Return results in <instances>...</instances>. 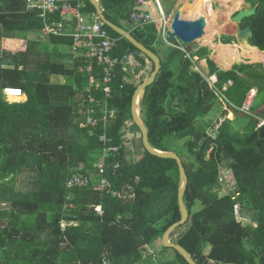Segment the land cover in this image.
Instances as JSON below:
<instances>
[{
	"label": "trees",
	"instance_id": "obj_1",
	"mask_svg": "<svg viewBox=\"0 0 264 264\" xmlns=\"http://www.w3.org/2000/svg\"><path fill=\"white\" fill-rule=\"evenodd\" d=\"M137 1L101 0V5L110 22L159 57L160 47L168 48L141 108L156 149L174 152L165 143L187 140L189 160L179 157L189 178L185 204L190 216L172 235L174 243L197 264H264V125L258 126L264 121V65L238 63L225 71L210 58L208 47L195 51L170 33L169 42L185 51L167 45L159 33L163 23L155 0L146 1L156 20L134 30L131 15ZM70 2L87 24L98 17L90 0ZM246 2L257 13L241 28L251 27L250 46L264 52V0ZM100 23L119 40L114 57L135 53L154 72L148 57ZM76 24L72 15L53 10L42 18L28 0H0V264H189L163 245L162 253L148 254L181 221L180 172L175 160L153 156L143 147L132 119L138 86L130 82L131 70L119 68L111 84L109 102L118 114L107 136L121 147L119 152L105 153L103 127L92 129L93 136L81 128L90 96L103 101L106 94L103 85L91 86L92 80L104 84L103 70L98 60L87 57L90 43H76L71 36ZM47 27L58 34H45ZM216 43L232 45L237 39L222 36ZM196 58L207 60L216 83L195 70ZM8 88L21 89L26 100L9 101ZM253 91L251 115L239 116ZM220 100L227 105L226 118L212 137L208 131L218 122L209 116ZM129 123L139 135L137 150L134 139L123 137ZM101 163L106 172L99 176ZM221 168L236 183L230 195L221 194ZM75 177H88L90 184L69 188ZM102 177L120 196L97 188Z\"/></svg>",
	"mask_w": 264,
	"mask_h": 264
},
{
	"label": "built area",
	"instance_id": "obj_2",
	"mask_svg": "<svg viewBox=\"0 0 264 264\" xmlns=\"http://www.w3.org/2000/svg\"><path fill=\"white\" fill-rule=\"evenodd\" d=\"M29 3H31L32 7L34 9H38L41 11V17L44 18L45 12L48 10H53L55 12H59L62 15H72L74 17V20L77 21V26L74 29V31L70 32L71 36L75 39L76 43H83V42H89L90 48L87 53V57L91 58L93 60H98V65L103 70L104 75V84H100L96 80L91 81V86L100 87L103 85L104 92L106 94V98L103 101L97 100L95 97L90 96L89 98V108L87 110V119L85 122L82 123L81 128L89 129L90 135H94V131L92 129L104 128V133L100 136V142L104 143L106 146L105 153H117L121 149V147H117L113 145V140L108 138L107 131L108 126L112 121L116 118L118 114V110L116 108H112L109 100L112 98V83L113 80L117 76V72L119 68H124L131 70V74L134 78H141L142 75H144L141 71L146 69L151 63L147 61V66L143 67L142 64L139 61V58H143V56H138L135 53H129L122 57H114L112 55V52L114 49L117 48L119 40L116 38H113L108 30H106L103 25L100 23L99 17L95 18L94 21L90 24H87L83 17L80 14V11L78 8L74 7L70 0H28ZM147 1L146 0H138L137 1V10H135L134 13L131 15V19L133 21V29H144L147 25L154 22L156 19L154 18L153 14L149 11L147 7ZM159 9H161L160 4H158ZM163 25L160 29V36L164 42H166L169 46L179 48L183 51L185 49L181 46H176L174 44L169 43V34L172 32L171 25L173 22V18L165 17L163 16L161 20ZM54 32L55 34H58L57 31H54L50 27H47L45 30V34H50ZM75 50V49H74ZM140 69L139 73H136V70ZM92 68H89V72H91ZM138 74V75H137ZM133 78V79H134ZM135 80V79H134ZM130 82L134 83L133 80H130ZM213 84L216 83V81L212 82ZM135 84V83H134ZM232 83L230 82V85ZM6 96L8 97V100L10 101L13 99L14 102H22L26 100V96H24L21 89L18 88H8L4 91ZM256 93L253 91L248 96V99L244 102L243 107L241 108V112L251 115V107L254 100ZM25 99V100H24ZM222 122L218 123V125L213 129H210L209 135L212 137H216L218 133V127L220 126ZM264 125V121H261L258 125L259 127H262ZM124 140L134 138L135 132L131 129V123L127 124L122 129ZM139 152H141L139 150ZM139 158V157H138ZM131 160L136 162L137 158L135 157V154H131ZM116 168H119V165H116ZM99 170V176H102L105 174L106 169L104 168V164L101 163L97 167ZM98 176V177H99ZM219 184H221L223 187L225 184H228V187L233 185L235 182L234 179L230 176V173L227 169L221 168L219 170ZM109 180L102 177L99 182H97V188L100 191H108L110 193H113L115 197L120 196L118 192H115L112 190L113 186ZM90 184V179L88 177L81 178V177H75L73 178L69 183L68 187L72 188L76 185H84L87 186ZM98 213L100 215H103V211L101 208H99Z\"/></svg>",
	"mask_w": 264,
	"mask_h": 264
},
{
	"label": "water",
	"instance_id": "obj_3",
	"mask_svg": "<svg viewBox=\"0 0 264 264\" xmlns=\"http://www.w3.org/2000/svg\"><path fill=\"white\" fill-rule=\"evenodd\" d=\"M92 5L96 8L97 15L100 20L121 37L128 40L134 47H136L144 56L148 57L153 65L154 72L150 77L145 80L141 85L138 86L136 90L133 102H132V119L133 123L139 128L142 136V143L144 149L151 155L162 158V159H171L175 160L178 163L179 172H180V182H179V193H178V203L181 212V221L171 226L166 233L163 235L162 243L164 248L176 250L182 257L186 259L189 264H197L193 259L192 255L182 246L172 242V235L182 226H184L189 220V211L185 204V195L187 192L189 178L183 164L182 159L175 152H166L156 149L150 142L149 129L142 116V103L146 96L147 88L153 85L162 70V60L155 54L153 51L149 50L142 43L137 41L131 32L126 31L125 29L116 26L110 22L104 13V10L101 5V0H90ZM257 7L250 8L248 10H242L238 12L235 16L232 17V22L236 25L237 31L236 35L232 36L237 39V41L246 46H250V41L253 38V31L251 27L245 29L241 28V24L244 20L249 19L256 15ZM208 26V21L206 16H199L196 20H186L183 18L182 12L178 11L171 25L170 36L172 38L178 39L181 43L185 45H191L200 41L206 35V29ZM231 37V36H230ZM253 48V47H252ZM232 112L235 109H231ZM239 116L246 117V114L242 112L238 113ZM233 264V263H228Z\"/></svg>",
	"mask_w": 264,
	"mask_h": 264
},
{
	"label": "rangeland",
	"instance_id": "obj_4",
	"mask_svg": "<svg viewBox=\"0 0 264 264\" xmlns=\"http://www.w3.org/2000/svg\"><path fill=\"white\" fill-rule=\"evenodd\" d=\"M247 0H230L231 2V7H225L222 3L221 0H212V8L213 10L216 12V23H209L208 22V26L206 29V35L198 42L191 44V46L193 45L195 48L194 50L199 49L201 46H207L210 45L212 46V42L215 43V45L213 46L214 50H217V48H220V44H217L216 41L218 39H220L222 36H234L236 35V31H237V27L236 25L231 21L232 17L235 16L238 12L242 11V10H248L250 9V5L246 2ZM177 2V0H163L162 1V5L164 7V9L167 11V13H170L173 9H174V5ZM197 0H181V4L179 6L178 11L182 12L183 18L186 20H196L199 18V16H195L194 14H192L191 9H194L193 7L195 6ZM188 3V4H187ZM175 16V15H173ZM90 19H88L89 21ZM129 27H127L128 29ZM130 29V28H129ZM166 43V42H165ZM171 43V42H169ZM167 44V43H166ZM172 44V43H171ZM168 45V44H167ZM170 45V44H169ZM237 45L240 47H245L246 45H240L237 41ZM234 46V45H233ZM172 47V46H171ZM230 48V47H229ZM231 49V48H230ZM157 52L159 51L158 49L156 50ZM160 52V51H159ZM264 55V52L262 53ZM240 59L244 60L247 64H264V61H259V62H255L253 60H251L250 58L247 57H243L241 56ZM242 63L238 60H236V62ZM195 64V70L198 72H201L203 74L202 68H201V63L196 61ZM203 64V62H202ZM238 64V63H237ZM179 65V64H178ZM150 66H152V64H150ZM140 71V69H138ZM147 69L144 70V72ZM140 74V73H138ZM137 74V75H138ZM152 74V73H151ZM150 74L143 76L141 78H134L133 81L134 83L139 86L140 84H142L145 80L148 79ZM210 82H212V79H209ZM53 82L55 83H65V80L63 78H53ZM213 84V83H212ZM25 100V99H24ZM12 101V100H11ZM23 102V100H22ZM226 107L227 105L224 103V101L220 100V102L217 104V106H215L213 112L211 113V115L209 117L212 118L213 121H216L218 123L223 122L225 120L226 117H219V110L220 108ZM219 120V121H218ZM234 127H238L237 124H235ZM135 129V128H134ZM210 131V130H209ZM208 131V132H209ZM138 132L135 129V134H134V140L132 143L133 149H136V144L138 143ZM169 140H173V139H169ZM186 143L187 140H174L172 141V143H165V146H167L170 150H173L176 154H178L183 161L187 162L189 160V153L186 150ZM234 184L228 187V184H225L223 189H222V196H226V195H230L231 193L235 192V186L236 183L233 182ZM239 210V208H237ZM240 214V212L238 213ZM244 224L245 225H253L250 221L248 220H244ZM176 236L172 237V242L176 241ZM162 240H156L150 247L149 249V253L148 254H160L163 251L162 248Z\"/></svg>",
	"mask_w": 264,
	"mask_h": 264
},
{
	"label": "crops",
	"instance_id": "obj_5",
	"mask_svg": "<svg viewBox=\"0 0 264 264\" xmlns=\"http://www.w3.org/2000/svg\"><path fill=\"white\" fill-rule=\"evenodd\" d=\"M162 1L163 0H155V2H156V5H157V7H158V4H160V7H161V9H159V7H158V9L160 10V12H161V17H163V16H165V17H170V18H174V16L173 15H175L176 13H177V10L179 9V6H180V4H181V0H177V2L175 3V5H174V9L170 12V13H167V11L164 9V7H163V5H162ZM229 1V5L231 4V2H230V0H228ZM231 6V5H230ZM147 7H148V9H149V11L153 14V11L149 8V6L147 5ZM250 8H251V6H250ZM169 14V15H168ZM202 15H205L206 16V14L205 13H203ZM202 15H200V16H202ZM153 16H154V14H153ZM155 17V16H154ZM207 17V16H206ZM69 19H71V17H68ZM239 43V42H238ZM215 45V43H213L212 42V46H210V45H207L206 47H208L210 50H211V56H210V58L215 62V64L217 65V67L218 68H220L221 70H225V71H228V70H231L232 68H233V66L235 65V64H237V63H239L238 61L236 62V61H234V62H230L229 63V61L228 60H225V57H227V56H221V53H222V51H223V49L225 48V47H230L231 48V50H236V52L238 53V55H240L241 53H243V47H240V46H238L237 45V43H233L232 45H221V43H217V44H220L221 46H220V48H217V50H214L213 49V46ZM240 44V43H239ZM234 45V46H233ZM240 45H242V44H240ZM201 47H205V46H201ZM249 47H251V46H249ZM168 48L167 47H164V46H162V47H160V57L162 58V60L164 61L165 60V58H166V56L168 55V50H167ZM241 49V50H240ZM254 49H256V48H254ZM256 50H258V49H256ZM196 51V50H195ZM259 51V50H258ZM216 53V54H215ZM259 53H263V52H261V51H259ZM198 61V58H196V59H194V61ZM239 61L240 62H242V63H246L244 60H242V59H239ZM262 61H264V59L262 60ZM198 62H200L201 63V68H202V71H203V75H204V77H208L209 79H212L213 81L212 82H214V81H217V77L216 76H213V77H209V75H210V68H209V66H208V63H207V60H203V61H198ZM202 62H203V64H202ZM264 65V64H263ZM147 70L144 72V70L143 71H141L144 75L143 76H146V75H148V74H150L151 73V71H152V66H148L147 68H146ZM255 93H257V91H254ZM224 110H226V107H223L222 106V110H219V117L220 116H222L223 115V112H224ZM263 110H264V107H263ZM263 121V120H262ZM133 139V138H132ZM138 141V140H137ZM138 146V144H136V147ZM137 150V149H136Z\"/></svg>",
	"mask_w": 264,
	"mask_h": 264
},
{
	"label": "bare ground",
	"instance_id": "obj_6",
	"mask_svg": "<svg viewBox=\"0 0 264 264\" xmlns=\"http://www.w3.org/2000/svg\"><path fill=\"white\" fill-rule=\"evenodd\" d=\"M223 5L226 7H231L229 5V1L228 0H221ZM188 4V3H187ZM194 9H191L190 12H192V14H194L195 16H200L203 13L206 14L207 16V21L209 23H216L215 19H216V12L213 10L212 8V0H197L195 6L193 7ZM205 16V15H203ZM222 45V44H221ZM251 45V44H250ZM243 53H241L240 55H238V53L236 52V50H231L229 47H225L221 53V56H227L225 57V60H228L229 63L230 62H234L238 59H240L241 56L243 57H247L250 58L251 60L255 61V62H259L262 59H264V55L259 53L258 50L249 47V46H245L243 48ZM241 50V49H240ZM216 54V53H215ZM13 100V99H11Z\"/></svg>",
	"mask_w": 264,
	"mask_h": 264
},
{
	"label": "clouds",
	"instance_id": "obj_7",
	"mask_svg": "<svg viewBox=\"0 0 264 264\" xmlns=\"http://www.w3.org/2000/svg\"><path fill=\"white\" fill-rule=\"evenodd\" d=\"M241 112V111H240ZM243 113V112H242ZM243 114H245V113H243ZM246 115H248V114H246Z\"/></svg>",
	"mask_w": 264,
	"mask_h": 264
}]
</instances>
